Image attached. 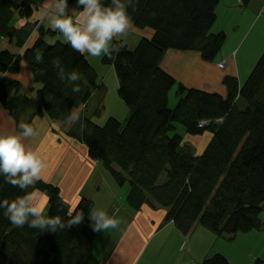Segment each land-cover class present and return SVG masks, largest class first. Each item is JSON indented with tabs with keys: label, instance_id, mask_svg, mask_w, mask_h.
<instances>
[{
	"label": "trees",
	"instance_id": "1",
	"mask_svg": "<svg viewBox=\"0 0 264 264\" xmlns=\"http://www.w3.org/2000/svg\"><path fill=\"white\" fill-rule=\"evenodd\" d=\"M15 1L0 0V35L14 33ZM222 0H120L131 22L140 29L153 30L131 49L116 38L104 56L113 65L118 92L130 107L125 121L110 117L104 125L92 120L85 110L97 90V73L86 54L59 39L47 36L58 30L41 26L38 35L19 54L0 47V104L17 124L31 97L12 75L25 61L40 86L35 95L39 106L30 114L47 116L70 124L68 134L88 147L89 156L101 161L122 186L129 184L127 202L134 210L148 204L167 209L165 221L173 222L188 235L200 224L218 236L233 238L240 232L264 227V53L240 86L238 78L225 76L227 96L187 87L166 71L162 59L168 50L198 51L204 61L219 55L226 33H214L217 7ZM248 5L251 0H242ZM60 2V0H59ZM115 7L113 0H101ZM20 15L30 17L31 5H21ZM78 5L67 0V7ZM39 55V60H37ZM76 70L80 78L72 81ZM63 75V79H61ZM178 86L177 102L170 106V91ZM84 106L75 118L73 110ZM206 121V124H201ZM190 135L212 134L200 154L183 153L184 137L177 125ZM173 132V133H172ZM166 174L167 178H161ZM18 173L0 171V202L24 198L29 191L13 185ZM48 197L47 217H59L61 224L45 223L30 228L40 217L29 214L23 227L12 224L0 207V264H103L95 247L97 232L87 222L94 202L82 196L72 206L58 185L36 182ZM82 222L69 225L76 212ZM42 212V216H43ZM45 217V216H44ZM55 228L56 231H51ZM202 264H230L215 253ZM254 264H264L258 258Z\"/></svg>",
	"mask_w": 264,
	"mask_h": 264
},
{
	"label": "crops",
	"instance_id": "2",
	"mask_svg": "<svg viewBox=\"0 0 264 264\" xmlns=\"http://www.w3.org/2000/svg\"><path fill=\"white\" fill-rule=\"evenodd\" d=\"M216 12L217 19L212 31L225 32L226 40L213 62L204 61L198 51L171 49L165 53L161 65L178 82L187 87L227 96L228 88L223 82L225 76L237 77L242 86L264 53V0H251L248 5H244L242 0H222ZM126 30H130L134 35L127 38L128 32L118 33V37H125V39L121 38L125 43L133 41L134 45L142 37L153 35L152 29L137 28L133 22ZM0 37V47L6 48L5 38L2 35ZM223 61H225L224 67L221 65ZM12 76L21 81L23 92L32 98L21 119V123L25 124L30 114L39 106V100L34 97L31 90L26 89V85L32 84L31 88H35L34 91L40 85L34 81L25 61L21 62L19 72ZM32 102H34L33 108H31ZM83 108L82 105L73 110L75 118L84 110ZM125 108L128 110L127 107ZM128 113L130 114V110ZM33 122L35 125L33 134L24 136L14 118L0 104V132L20 136L25 147L36 153L43 165L41 179L58 185L62 196L72 206L85 196L94 202L93 210L97 207L102 208L101 211H105L111 217L122 210L121 213L126 218V224L119 228L115 239L109 241L108 253L104 252V256L98 254L103 264H202L205 258L217 252V250L214 252V245L210 247L209 241L226 243V240H236L240 235L236 234L232 239L218 236L200 224H196L190 234L184 235L173 222L165 221L167 209L153 208L148 204L143 205L139 210L132 209L127 202L130 186L124 190L120 189L121 185L106 166L89 156L87 145L68 134L70 124L63 127L60 122L47 116L36 117ZM203 135L207 136L209 143L212 134L206 132ZM107 171L113 179L109 175L105 177ZM19 175L20 173L18 177ZM31 194L37 198L36 201L33 199L32 205L42 206L44 212L48 207L47 195L36 192ZM87 222L91 227L94 224L91 213ZM95 231L97 238L104 230ZM240 236L261 239L262 253L258 258L264 260V229L244 232ZM186 239L187 242L182 247ZM157 247L163 255L155 251ZM148 250L151 253L146 257ZM218 252H221V249ZM246 264H250V261Z\"/></svg>",
	"mask_w": 264,
	"mask_h": 264
},
{
	"label": "rangeland",
	"instance_id": "3",
	"mask_svg": "<svg viewBox=\"0 0 264 264\" xmlns=\"http://www.w3.org/2000/svg\"><path fill=\"white\" fill-rule=\"evenodd\" d=\"M58 3L59 0H16L15 8H14L15 19L13 20V25L15 29L11 38L4 37L5 43L7 44L6 48L10 49L15 54H19L22 48L27 46L30 43V40L34 39L38 35V30L40 29L41 26H44V28L47 29L52 19L59 15V10L57 8ZM23 4H25V6L31 5V7L33 8V13L30 17L20 15V11H21L20 9L24 8L21 6ZM84 7L78 8V6H70V7L68 6L66 7L65 14L73 17L74 22H80L81 26H83L85 14L82 12V9H84ZM127 32H128L127 38H130V36L134 35L130 33V30L129 31L125 30V32L123 33H127ZM47 38L59 39L60 41L65 42V39L62 36V34L59 32V30L54 34L47 36ZM116 38L125 39V37L119 38L118 35L115 34L112 40L109 41L108 50L111 48L113 41ZM127 44L131 49H134L136 46L134 45L133 41H129ZM84 53L88 57L94 69L96 70L99 86L97 90L94 91L90 101L87 103V106L85 107L86 109L85 108L83 109H85L88 112L89 116H91L92 120L99 125H104L110 117H115L122 122L125 121L128 116L127 114H129L128 112L130 110V107L122 100V98L119 95L118 79L115 68L113 67V65L104 62V56L106 52H102L100 56H92L88 54L86 51ZM221 65L222 67H224L225 61H223ZM0 74L1 76H4L7 73L0 72ZM24 81L27 82V80L25 79ZM31 86L32 84L26 85V89L31 90V93H34V97L37 98L35 96V91H34L35 88H31ZM177 89L178 86L176 85L170 91L171 107L175 106L178 100ZM22 92H23V85H22ZM33 107H34V102L31 103V108ZM125 107H127L128 110H125L126 109ZM21 124L23 123L20 122L19 124H17V126L20 130L24 131L20 127ZM175 131L179 132L184 137V144H183L184 146L182 148L183 153H192L194 155L200 154L201 152H203L204 147H206L205 145H208L207 143L208 138L206 136L207 134L198 135V137L195 136L192 137L193 135L190 136L189 134H187L186 131L183 129V126L179 124L177 125V129ZM107 173L108 174H105V177L109 175V177L113 179V177L108 171ZM21 175L22 173H20L19 177ZM166 178L167 176L166 174H164L161 179L165 181ZM119 187L120 189L124 190L129 187V184L126 183L125 185ZM27 189L28 191H30V194L32 192L44 194L39 188H37L36 183L32 185H28ZM36 199L37 198H34L35 201ZM94 210L101 211L102 208L99 209L97 207ZM47 211H48L47 209L44 211L43 216L47 217V213H48ZM121 211L122 210H120V212H117L113 215V218L119 220V224L117 225V227L101 231L102 233L95 240V247L97 253L100 256H104L103 255L104 252L106 254L108 253V250L110 248L109 241L114 240L117 231L119 232V228L126 224V218L122 215ZM261 218L264 220V211L261 214ZM262 228L264 229V227ZM242 233L244 232H240L238 234L242 235ZM240 235L236 240L234 239L226 240L227 241L226 243H222L225 241H221V240H219L221 241L220 243L218 242L211 243L209 241L210 247L214 245L215 246L214 252L217 250L216 253H221L225 255L231 262L230 264H246L248 261H250V264H254L256 258H258L262 253L260 252V245L262 244L261 239L247 238L246 236H240ZM186 242L187 239L184 241L182 247L185 246ZM219 249H221V252H218ZM155 251L160 253L158 247L157 249H155ZM150 253L151 252L148 250V252L145 254L147 255L146 257H148Z\"/></svg>",
	"mask_w": 264,
	"mask_h": 264
},
{
	"label": "clouds",
	"instance_id": "4",
	"mask_svg": "<svg viewBox=\"0 0 264 264\" xmlns=\"http://www.w3.org/2000/svg\"><path fill=\"white\" fill-rule=\"evenodd\" d=\"M116 5L114 8L105 6L101 0H77L78 5H84L82 12L85 14L83 26L80 22H74V18L65 14L67 0H60L57 4L59 15L54 17L50 23L53 30H59L71 48L77 52H87L92 56H100L102 52L108 51L109 41L118 33L125 32L131 24V15L120 0H113ZM37 55V60H39ZM70 80L75 81L80 78L78 71L73 70L69 73ZM63 79V75H61ZM24 130V136H31L33 128L29 124H21ZM43 165L36 153L25 147L21 137L12 133L0 132V171L11 173L13 176L22 173L19 179H12L13 185H19L26 188L41 179V169ZM45 195V199H46ZM34 197L27 194L24 198L13 200L12 202H0V207L7 206L4 215L8 220L19 227H23L29 214L40 217L38 220H32L28 223L30 228L37 225L43 227L45 223L52 225L63 224L59 217L48 218L42 216V206L32 205ZM91 218L94 221L92 225L94 230H107L116 228L119 220L108 216L105 211L93 210ZM82 222V213L76 212V215L68 221L69 225ZM51 231H56L52 228Z\"/></svg>",
	"mask_w": 264,
	"mask_h": 264
},
{
	"label": "built area",
	"instance_id": "5",
	"mask_svg": "<svg viewBox=\"0 0 264 264\" xmlns=\"http://www.w3.org/2000/svg\"><path fill=\"white\" fill-rule=\"evenodd\" d=\"M223 65H224V63H223ZM201 124H202V125H203V124H206V121H202Z\"/></svg>",
	"mask_w": 264,
	"mask_h": 264
}]
</instances>
